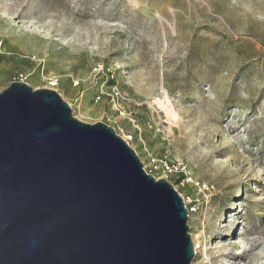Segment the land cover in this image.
Wrapping results in <instances>:
<instances>
[{"label":"rangeland","instance_id":"1","mask_svg":"<svg viewBox=\"0 0 264 264\" xmlns=\"http://www.w3.org/2000/svg\"><path fill=\"white\" fill-rule=\"evenodd\" d=\"M0 43V92L23 74L181 169L191 264H264V0H0Z\"/></svg>","mask_w":264,"mask_h":264},{"label":"water","instance_id":"2","mask_svg":"<svg viewBox=\"0 0 264 264\" xmlns=\"http://www.w3.org/2000/svg\"><path fill=\"white\" fill-rule=\"evenodd\" d=\"M187 218L114 129L53 89L0 92V264H191Z\"/></svg>","mask_w":264,"mask_h":264},{"label":"built area","instance_id":"3","mask_svg":"<svg viewBox=\"0 0 264 264\" xmlns=\"http://www.w3.org/2000/svg\"><path fill=\"white\" fill-rule=\"evenodd\" d=\"M0 49H1V43H0ZM95 72H99L100 69L95 68ZM25 76L23 74H19L17 77V81L24 82ZM25 83V82H24ZM57 85L56 81L50 82V87L54 88ZM99 99V97H98ZM131 137H126L125 141L127 143L131 142ZM149 175L153 176L155 179L157 176H160L161 178L168 179L169 177H173L181 172V169H179L177 166L172 165L166 158L164 157H151L148 164ZM181 183L184 184H195V182L187 176V174H184ZM197 185V184H195ZM198 186V185H197ZM184 200V199H183ZM189 213V210H188Z\"/></svg>","mask_w":264,"mask_h":264},{"label":"bare ground","instance_id":"4","mask_svg":"<svg viewBox=\"0 0 264 264\" xmlns=\"http://www.w3.org/2000/svg\"><path fill=\"white\" fill-rule=\"evenodd\" d=\"M163 107V106H162ZM165 113L168 117V119L171 121V122H177L178 120V115H176L171 109L169 108H165Z\"/></svg>","mask_w":264,"mask_h":264}]
</instances>
